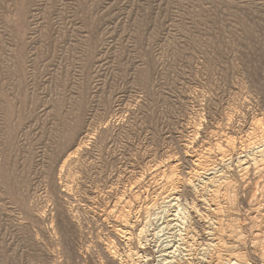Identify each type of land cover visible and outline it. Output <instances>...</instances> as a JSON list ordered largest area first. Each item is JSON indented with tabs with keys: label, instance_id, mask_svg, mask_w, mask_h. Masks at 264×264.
<instances>
[{
	"label": "rangeland",
	"instance_id": "374dc122",
	"mask_svg": "<svg viewBox=\"0 0 264 264\" xmlns=\"http://www.w3.org/2000/svg\"><path fill=\"white\" fill-rule=\"evenodd\" d=\"M263 208L264 0H0V264H264Z\"/></svg>",
	"mask_w": 264,
	"mask_h": 264
},
{
	"label": "bare ground",
	"instance_id": "6f19581e",
	"mask_svg": "<svg viewBox=\"0 0 264 264\" xmlns=\"http://www.w3.org/2000/svg\"><path fill=\"white\" fill-rule=\"evenodd\" d=\"M213 181L214 180H213V177L212 176L211 177H208L207 180L204 182V185L205 186H211L213 184ZM189 184L191 185V183H189ZM199 192H203V187L199 190ZM179 196H180V194H179L178 191L172 192V194H171L172 201H178ZM199 201H201V204L204 206V208H205V210L207 212H211L212 211V210H210V205H209V203L207 202L206 199L201 198ZM175 204L177 206V209L172 214H170V217L168 219V223L169 224H176L177 222H180L184 218V213H186V210H188L189 212L190 211L191 212L193 211V206H186V207L179 208L178 207L179 204L176 203V202H175ZM261 218L264 219V208L261 211ZM205 226H206V229H207V231L204 232L205 233L204 234V239H206V242L203 243V245L201 247V250L204 253L210 252V251L213 252L216 249V245H217L216 239L214 237V235H215V231L214 230L215 229H214L213 224L211 222H206L205 223ZM172 249L174 250V248H172ZM163 252H164V254L163 253H161V254H163L164 259H166V260H167V258H169V254H172V251L171 250L170 251H167L165 249V250H163ZM135 264H139V263L138 262H135Z\"/></svg>",
	"mask_w": 264,
	"mask_h": 264
}]
</instances>
